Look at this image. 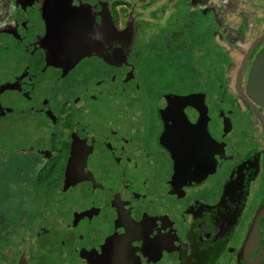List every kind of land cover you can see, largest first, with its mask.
<instances>
[{"label":"flooded vegetation","instance_id":"obj_1","mask_svg":"<svg viewBox=\"0 0 264 264\" xmlns=\"http://www.w3.org/2000/svg\"><path fill=\"white\" fill-rule=\"evenodd\" d=\"M215 6L232 20L221 31L176 13ZM263 50L264 0H0V129L34 170L12 264H264V93L249 91ZM214 82L242 126L217 111ZM57 190L62 239L32 220Z\"/></svg>","mask_w":264,"mask_h":264},{"label":"rangeland","instance_id":"obj_2","mask_svg":"<svg viewBox=\"0 0 264 264\" xmlns=\"http://www.w3.org/2000/svg\"><path fill=\"white\" fill-rule=\"evenodd\" d=\"M220 3H223V2H220ZM225 3H223V4H225ZM233 7H234L233 3L231 5L229 4V8L231 9L230 11H234V10H232ZM182 10H184V11L181 12ZM208 11H211V13L209 12L207 17H205V15H203V17H202L203 19L199 18L198 20H196L197 22L195 21V19L192 18L193 16L191 17V13H190V10L188 9V7L183 8V9L180 8V10L176 13L181 12V15L182 14L184 15L182 20L193 22L192 24H189V26H187L186 29H189L192 26L194 27L195 24L198 26V29H199L200 26L206 25L205 20H207L208 21L207 24L209 26H211L213 30L217 29L216 31H218V30L221 31L222 29H224L223 24H224V26H227L228 24L232 23V20H229V22H226V23H223L220 20H218L222 17L223 12H224V8L222 6H220V7L215 6L211 9H208ZM200 21H202V22H200ZM241 23H242V25H247L246 21H244V23L243 22H241ZM152 29L154 30V32L151 33V28H150L149 32L147 33L148 36H150L151 34L152 35H163L165 33L164 31H162V29L156 30L153 27H152ZM167 30H169V29H167ZM166 32H168V31H166ZM241 32H243V28H241V25H239V27H237V28L235 27L234 33L236 35L237 34L240 35ZM209 46H210V49H212L211 45H209ZM198 48H199V50L203 51L202 47H198ZM215 51L217 54L214 55V60H213L214 63L211 64L210 68H211V70H214V72L211 71V74H214L213 80L216 82L221 77V76H218L219 70L217 67L220 66L219 68H221L222 64L226 61V58L224 57L222 50H219V48H216V45H215ZM178 57L181 59V61L188 62V58H186V56L184 54L178 55ZM197 58H198V60H200L202 62V64L204 66L207 65L209 67V63H208L209 60H208V56L206 54H203L200 56V54L194 53V58L190 57L189 60L191 62V61H195ZM195 64H197V63H195ZM161 65L163 67H166V68L168 67V64L166 61H162L159 66H161ZM197 68L199 70H201V67L198 64H197ZM208 71H209V69L206 72H208ZM200 74H201V76H200ZM185 76H187V75H185ZM170 77H171V75L167 76V74L165 73V75L157 77L156 80H154L153 82L156 83L160 79V81L165 80V81L169 82V84H171V78ZM194 77H195V79H193V82L195 81L196 85H198L199 87H201V88L205 87V86H202V84L208 86L209 83H203V80H204L203 78H205V72H204V75L202 73H199V74H196ZM153 79H155V78H153ZM180 80H181V83L183 84L182 79H180ZM188 82H190V79L188 80ZM215 82L210 89H208V90L204 89L207 92V95L214 100V106L217 108V111H218V109H222V110L226 111L227 113H229L228 111H231V113H230L231 118L234 114L235 116H233V119L236 118L238 121V125L242 126L243 122L241 121L242 119L240 120L241 117L236 113V111H232L233 106H231L227 103V97L224 95V93L223 94L220 93V91L217 87V83H215ZM188 85H187V87H189ZM205 88H207V87H205ZM3 131H4L3 128L0 129V151H3V152L13 151L16 147H26L27 146L26 144L17 143L15 141V134L14 133L8 134L10 131H7V129H6L5 133H3ZM234 132H235V135H234ZM230 134L232 136V139H234L233 141L237 143L233 146L234 149L235 150L240 149V150L245 151L246 146H244L245 145L244 140H242V138H239L236 135V130L234 129V131H232ZM233 141H231V142H233ZM56 159H57V157H53V159H52L53 162H55ZM236 159L237 158H235V161H231V164L228 165V169H231V170L233 169V165L235 164V162L237 163ZM11 160H13V159L9 158V159H7V162H10ZM51 177L52 176H50V178ZM45 180H44L45 182H51L52 181V180L50 181V179L48 180V178ZM215 182L216 181L214 180L213 184ZM47 196H48V200H49L50 207H51L50 215L48 216V218H46V217L44 218V215H41L40 217H37V218L32 217V220L35 219L34 220L35 223L44 225L46 228H48V230L57 226L56 228L60 229L56 233L57 238L62 239L63 238V230H64L62 217L65 215L63 213H65V208L67 207V205H66V203H63L61 201L62 200V193L58 190H57L56 194H55V192H49ZM53 197H55L56 199ZM0 209L2 210L0 214L1 215L3 214L5 216L4 219H6V220L9 219L10 225L13 226L14 224H17L16 221H17L18 217L20 218V221L21 220H23V221L27 220L28 217L25 216V214L34 211L35 207L32 204L30 197H28L26 195L25 196L22 195L19 200L14 201V204L12 206V210H11V205H6V204H4V205L2 204ZM9 214H10V217L8 218ZM11 214H14V215L11 216ZM7 226H8L7 224H3V226H2L3 232L7 228ZM20 229L26 230L23 227ZM0 230H1V228H0ZM5 239H6V237H4L2 240H5ZM8 243L9 242L5 243V245L3 247L4 250H0V264H9L8 262L11 261V259L9 257L13 256V253L10 252V250H9L10 249V243H9V245H8ZM13 243H14V246H13V251H14L15 248H17V246H18V241L13 242ZM7 245H8V247H7ZM6 247H7L8 251H7ZM13 257H11V258L13 259ZM60 259L64 260L66 258L60 257Z\"/></svg>","mask_w":264,"mask_h":264},{"label":"trees","instance_id":"obj_3","mask_svg":"<svg viewBox=\"0 0 264 264\" xmlns=\"http://www.w3.org/2000/svg\"><path fill=\"white\" fill-rule=\"evenodd\" d=\"M22 144H25V143H22ZM16 148L13 151H5V152L0 151V207L2 204L11 205V210H12L14 201L19 200L22 195L24 196L26 195L30 198L33 195H35V193L32 192L31 188L28 187L29 185L25 183V182H28L27 175H33L34 170H32L30 166H24V165L20 166L18 164L17 159L19 157H17L18 154L16 155L15 153ZM9 158H12L13 160H11L10 162H7V159ZM38 181H39V184H42L43 182L42 176L38 177ZM1 211L2 210L0 209V213ZM30 214L31 213H29V215L28 213L26 214L28 219L25 221L23 220L20 221V218L18 217L16 221L17 224H14L13 226L10 225L9 219L8 220L4 219L5 216L3 214L2 215L0 214V228H1L0 230V250H4L3 247L6 242L10 243L9 250L10 252L13 253L14 257L13 256L9 257L11 259V261L8 262L9 264L14 263L15 257L18 253L16 251V248L13 251V246H14L13 242H17V240L19 241L22 239L24 240L23 238L24 232L22 231L23 229H20V228L27 227L28 222H30ZM13 215L14 214H11V216ZM9 217H10V214L8 215V218ZM3 224L8 225L7 228L4 230V232L2 231ZM4 237H6V239L2 240ZM11 257H13V259Z\"/></svg>","mask_w":264,"mask_h":264},{"label":"water","instance_id":"obj_4","mask_svg":"<svg viewBox=\"0 0 264 264\" xmlns=\"http://www.w3.org/2000/svg\"><path fill=\"white\" fill-rule=\"evenodd\" d=\"M264 93V50L257 58L249 80V91ZM248 91V92H249Z\"/></svg>","mask_w":264,"mask_h":264}]
</instances>
